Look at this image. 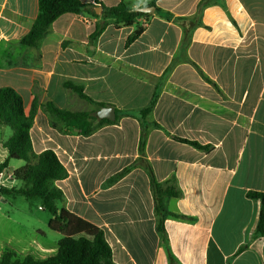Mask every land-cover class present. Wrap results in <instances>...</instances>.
<instances>
[{
	"label": "crops",
	"instance_id": "crops-1",
	"mask_svg": "<svg viewBox=\"0 0 264 264\" xmlns=\"http://www.w3.org/2000/svg\"><path fill=\"white\" fill-rule=\"evenodd\" d=\"M38 1L0 0V87L15 89L27 114L35 100L50 101L90 113L97 129L83 135L39 107L33 150L54 151L68 171L56 181L66 221L53 218V238L41 228L11 234L0 256L44 260L63 238L102 232L115 264H264L261 201L249 196L264 192V0H98L155 12L132 26L110 20L95 39L102 17L66 13L33 48L20 40ZM65 82L83 86L93 102ZM104 107L115 120L100 121ZM8 137L0 125V164ZM152 178L162 193L179 192L163 197L166 242Z\"/></svg>",
	"mask_w": 264,
	"mask_h": 264
},
{
	"label": "trees",
	"instance_id": "trees-1",
	"mask_svg": "<svg viewBox=\"0 0 264 264\" xmlns=\"http://www.w3.org/2000/svg\"><path fill=\"white\" fill-rule=\"evenodd\" d=\"M97 5L103 9L101 15L96 13V5L84 3L81 0H39L38 14L29 33L20 40L22 45L38 48L42 40L48 35L53 22L66 13L82 14L89 12L96 17H102L103 21L97 26L92 38H97L100 33L112 20L116 25L132 26L136 19L145 15L139 11H133L124 3L108 7L98 0ZM98 5V6H99ZM158 11H160L158 9ZM182 22L181 19H178ZM143 31L138 28L130 37V41L137 38ZM64 87L72 90L79 97L93 102L84 93V88L73 82H65ZM156 93L148 107L142 110L144 116L149 115L156 103ZM99 106H104L99 104ZM39 107L44 108L53 117H56L69 127L79 129L83 135H91L96 131L95 118L88 112H71L60 109L53 102L40 104L35 100L30 112L25 111L22 96L12 87H0V125L11 129V135L4 140L3 146L8 150L7 159L0 164V171L9 166L10 161L21 160L24 165L14 171V176L19 186L13 188L0 187V194L7 197L22 196L28 201L38 202L44 210L59 221H66L59 215V205L64 200L63 191L56 186V181L68 177V171L61 163L56 153L52 150H45L35 153L33 150L30 130L34 123L35 115ZM103 122H110L101 119ZM145 138V136H144ZM198 148L207 149L196 142H190ZM152 185L156 198V212L160 216L158 228L166 242L164 230V218L167 215L163 203L164 196L178 197L179 192L170 188L162 193V184L152 178ZM249 196L261 201V211L256 235L264 238V192H251ZM0 264H115L112 258V250L106 241L104 234L98 232L94 237L88 238L78 236L74 238H63L59 241L57 254L44 260L26 256L20 259L13 251H4L0 256Z\"/></svg>",
	"mask_w": 264,
	"mask_h": 264
},
{
	"label": "rangeland",
	"instance_id": "rangeland-1",
	"mask_svg": "<svg viewBox=\"0 0 264 264\" xmlns=\"http://www.w3.org/2000/svg\"><path fill=\"white\" fill-rule=\"evenodd\" d=\"M7 133L8 136L11 135V129L8 127ZM18 162L24 164L21 160L12 159L10 168L16 167ZM8 198L3 202L0 195V248L6 249L11 234H30L37 228L43 229L50 238L57 236L51 231L53 217L48 211L38 209V202L28 201L22 196Z\"/></svg>",
	"mask_w": 264,
	"mask_h": 264
},
{
	"label": "water",
	"instance_id": "water-1",
	"mask_svg": "<svg viewBox=\"0 0 264 264\" xmlns=\"http://www.w3.org/2000/svg\"><path fill=\"white\" fill-rule=\"evenodd\" d=\"M102 8L97 7L96 8V13L99 15L101 13ZM139 12L145 13V14H154L155 12V7H144L138 9ZM99 118L102 119H107V120H115V111L113 108L110 107H104L102 111L98 114Z\"/></svg>",
	"mask_w": 264,
	"mask_h": 264
},
{
	"label": "built area",
	"instance_id": "built-area-1",
	"mask_svg": "<svg viewBox=\"0 0 264 264\" xmlns=\"http://www.w3.org/2000/svg\"><path fill=\"white\" fill-rule=\"evenodd\" d=\"M86 21L89 22L88 19ZM16 181L14 173L8 171L7 169L0 171V187L3 186L9 188L13 186Z\"/></svg>",
	"mask_w": 264,
	"mask_h": 264
}]
</instances>
